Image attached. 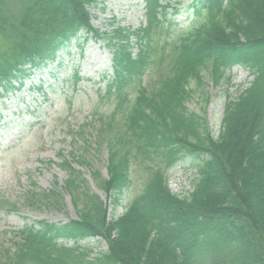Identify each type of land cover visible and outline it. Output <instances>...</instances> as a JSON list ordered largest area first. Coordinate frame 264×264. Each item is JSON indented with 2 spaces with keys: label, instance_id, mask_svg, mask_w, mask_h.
I'll return each mask as SVG.
<instances>
[{
  "label": "trees",
  "instance_id": "1",
  "mask_svg": "<svg viewBox=\"0 0 264 264\" xmlns=\"http://www.w3.org/2000/svg\"><path fill=\"white\" fill-rule=\"evenodd\" d=\"M96 1L0 0V100L20 91L32 71L61 68L62 56L81 48L84 35V42L106 41L111 74L100 101L106 99L108 112L97 115L95 108L94 114L107 177L97 170L91 176L114 206L130 188L134 167H142L145 183L110 219L62 158L70 172L63 189L81 207L77 219L25 225L0 264H264V0H190L184 12L197 23L159 53L158 34L172 27L166 0H144V27L109 33L91 25L87 7ZM152 66L156 78L147 89L142 77ZM237 66L253 79L225 104L213 137L204 117L186 108L189 88L201 86L204 75L214 86L229 82L227 72ZM79 81L73 70L68 82ZM29 90L42 103L55 92L41 82ZM185 159L197 179L179 197L168 188V173ZM76 162L89 166L84 155ZM40 197L54 205L61 200L55 189ZM87 239L103 241L105 253L89 259V250L79 247ZM69 241L72 248L61 244Z\"/></svg>",
  "mask_w": 264,
  "mask_h": 264
},
{
  "label": "rangeland",
  "instance_id": "2",
  "mask_svg": "<svg viewBox=\"0 0 264 264\" xmlns=\"http://www.w3.org/2000/svg\"><path fill=\"white\" fill-rule=\"evenodd\" d=\"M166 2L170 4L167 19L173 24L156 39L158 53L159 48L166 45L167 50L198 21L183 12L190 0ZM87 10L92 27L100 33H109L116 27L134 30L145 24L143 0H97ZM85 37L79 42L81 48L72 47L69 56H62V69L48 66L35 70L25 79L20 91L0 100V254L13 250L15 234L27 224L43 220L63 224L77 219L81 207L80 204L75 206L70 194L63 189L70 172L61 166L62 158L69 161L79 178L85 181L88 194L97 196L106 205L110 219L119 217L142 191L146 176L142 167H134L132 184L117 206L112 205L92 179V170L107 177L106 150L97 148L96 138L97 115L108 112L106 99L100 101V97L104 96L107 76L111 73V55L104 47L106 41L89 38L84 42ZM152 59L156 61L157 55ZM73 70L80 78L75 87L68 82ZM229 75V82L222 81L217 86L204 75L201 86L192 84L189 88L186 108L204 117L213 137L219 133L225 104L235 101L253 79L241 67L233 68ZM155 78L152 66L143 75L142 85L151 89ZM39 82L44 89L51 87L55 91L48 104L29 90ZM80 155L86 157L89 166L76 162ZM196 179L195 165L185 159L168 173V188L173 195L184 197L192 192ZM53 189L61 197L59 205L40 197ZM61 244L73 247L70 241ZM79 247L89 250V259L106 251V244L98 239L82 241Z\"/></svg>",
  "mask_w": 264,
  "mask_h": 264
}]
</instances>
